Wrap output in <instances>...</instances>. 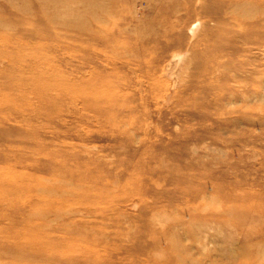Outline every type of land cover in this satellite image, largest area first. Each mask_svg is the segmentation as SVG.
Instances as JSON below:
<instances>
[{
	"label": "rangeland",
	"instance_id": "obj_1",
	"mask_svg": "<svg viewBox=\"0 0 264 264\" xmlns=\"http://www.w3.org/2000/svg\"><path fill=\"white\" fill-rule=\"evenodd\" d=\"M44 1L0 0V264H264V0Z\"/></svg>",
	"mask_w": 264,
	"mask_h": 264
},
{
	"label": "bare ground",
	"instance_id": "obj_2",
	"mask_svg": "<svg viewBox=\"0 0 264 264\" xmlns=\"http://www.w3.org/2000/svg\"><path fill=\"white\" fill-rule=\"evenodd\" d=\"M43 1V0H42ZM68 2L67 0H45L42 5L43 8H50L53 14V18L56 19V15L59 14L58 11L60 12V15L63 16L64 18H61L64 20L63 25L67 26L68 28H73L75 25L74 24H79L77 23V19L73 17L72 12H70L71 7H68ZM72 2L74 3H79L82 2V0H73ZM76 11V10H75ZM54 22V21H53Z\"/></svg>",
	"mask_w": 264,
	"mask_h": 264
}]
</instances>
